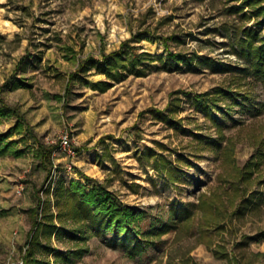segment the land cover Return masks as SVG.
<instances>
[{"label": "rangeland", "instance_id": "rangeland-1", "mask_svg": "<svg viewBox=\"0 0 264 264\" xmlns=\"http://www.w3.org/2000/svg\"><path fill=\"white\" fill-rule=\"evenodd\" d=\"M244 1L0 0V97L34 136L13 132L23 153L0 156V264L20 263L27 209L37 190L52 200L57 179L105 186L142 213V231L178 219L138 254L128 251L129 235L113 246L105 232L65 264H264V239L255 236L264 231V81L245 39L247 31L252 41L264 35L252 13L264 0ZM123 42L152 55L142 75L109 80L104 90L91 86L106 80L94 67L68 80L79 63ZM218 88L233 95L217 97ZM200 95L210 99L205 110ZM15 121L0 119V132ZM63 131L73 156L52 145L47 176L35 147ZM206 197L213 211L200 207ZM177 208L187 217L171 214Z\"/></svg>", "mask_w": 264, "mask_h": 264}, {"label": "trees", "instance_id": "trees-1", "mask_svg": "<svg viewBox=\"0 0 264 264\" xmlns=\"http://www.w3.org/2000/svg\"><path fill=\"white\" fill-rule=\"evenodd\" d=\"M258 3H260L258 0L244 1L246 6ZM252 13L254 16H261L264 25V6L259 5L252 10ZM253 34L250 31L246 32L247 55L253 60L251 67L255 78L264 81V35L252 41L248 37L250 38ZM171 55L176 60H184L182 55ZM152 59L150 53L137 52L134 46H128L127 42H123L117 50L102 55L100 61L87 58L79 63L78 71L70 74L68 80L74 81L79 78V72L94 67L98 73L105 76L106 80L93 82L91 86L94 89L104 90L109 86V80L116 81L127 74L142 75L144 70L139 65ZM215 95L223 98L231 97L233 91L218 88ZM206 96L200 95L196 98V104L201 110L206 109L207 102L210 100ZM12 116L16 117L14 124L8 131L0 132V156L8 153L19 156L23 153V149L17 147L18 141L11 139L13 132L19 134L25 131L27 135L34 137L30 127L24 125L17 109L0 97V119ZM35 148L48 176L52 166L51 153L54 147L38 143ZM169 172L166 169V174L169 175ZM49 192L50 185L43 190V194L49 195ZM39 194L37 190L36 203L28 209L31 224L20 256L21 263L17 264H65L68 259L80 258L88 251L86 246L88 238L100 236L105 232L114 235L113 246H117L119 235L124 237L129 235L133 243L128 251L130 254H138L146 247L153 246L155 242L153 238L167 233L178 220L172 217L171 222L166 221L158 228L142 231L137 224L142 214L140 211L119 201L103 185L87 187L77 180H71L66 185L62 179H57L52 187V200L48 197L43 198ZM213 200L207 197L202 199L200 207L206 211H213L216 208ZM174 212L180 213L183 218L187 217V209L171 210V214ZM255 236L264 239V231ZM53 241H66L75 247L61 250L53 245Z\"/></svg>", "mask_w": 264, "mask_h": 264}, {"label": "built area", "instance_id": "built-area-1", "mask_svg": "<svg viewBox=\"0 0 264 264\" xmlns=\"http://www.w3.org/2000/svg\"><path fill=\"white\" fill-rule=\"evenodd\" d=\"M47 144L56 146V150L62 154L73 156V150L71 148L70 136L67 131L61 132L56 139H50L46 141ZM21 187L16 189V193L20 194ZM21 263V261H20Z\"/></svg>", "mask_w": 264, "mask_h": 264}, {"label": "crops", "instance_id": "crops-1", "mask_svg": "<svg viewBox=\"0 0 264 264\" xmlns=\"http://www.w3.org/2000/svg\"><path fill=\"white\" fill-rule=\"evenodd\" d=\"M35 198H36V197H35ZM34 205H35V204H34ZM34 205H33V206H34ZM31 207H32V206H31ZM29 208H30V207H29ZM29 208H28V209H29ZM28 209H27V210H28ZM26 237H27V235H26Z\"/></svg>", "mask_w": 264, "mask_h": 264}]
</instances>
